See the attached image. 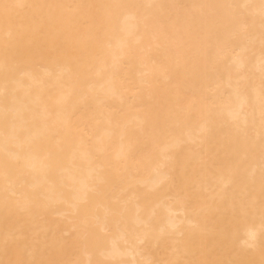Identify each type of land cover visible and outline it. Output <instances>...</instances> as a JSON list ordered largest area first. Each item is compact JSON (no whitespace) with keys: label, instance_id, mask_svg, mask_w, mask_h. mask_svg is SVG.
Returning a JSON list of instances; mask_svg holds the SVG:
<instances>
[{"label":"bare ground","instance_id":"bare-ground-1","mask_svg":"<svg viewBox=\"0 0 264 264\" xmlns=\"http://www.w3.org/2000/svg\"><path fill=\"white\" fill-rule=\"evenodd\" d=\"M0 264H264V0H0Z\"/></svg>","mask_w":264,"mask_h":264}]
</instances>
